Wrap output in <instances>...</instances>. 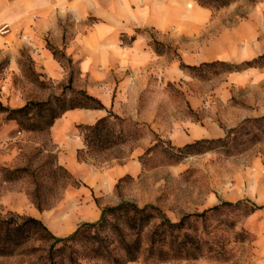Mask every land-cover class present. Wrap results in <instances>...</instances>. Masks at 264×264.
I'll return each instance as SVG.
<instances>
[{"label": "rangeland", "instance_id": "obj_1", "mask_svg": "<svg viewBox=\"0 0 264 264\" xmlns=\"http://www.w3.org/2000/svg\"><path fill=\"white\" fill-rule=\"evenodd\" d=\"M69 5L56 25L0 29V100L20 106L84 88L103 102L98 118L108 110L127 118L116 128L130 138L86 148L80 125L98 118L82 120L83 107L31 131L0 112V219L35 216L51 235L66 236L120 200L156 204L172 221L200 213L184 230L204 253L155 263L144 254L123 264H264V0ZM241 124L244 145L214 143L174 160L179 146ZM85 198L98 217L63 232L60 221ZM33 226L23 242L0 244V264L49 263L52 242H60L39 238Z\"/></svg>", "mask_w": 264, "mask_h": 264}, {"label": "trees", "instance_id": "obj_2", "mask_svg": "<svg viewBox=\"0 0 264 264\" xmlns=\"http://www.w3.org/2000/svg\"><path fill=\"white\" fill-rule=\"evenodd\" d=\"M201 1L220 7L233 0ZM70 91L72 97H67L65 91L61 94H50L45 100L31 99L23 105L13 107L0 100V112H5V117L9 119H15L19 129L31 131L49 127L67 108L104 106L101 99L84 88H72ZM126 120V117L108 110L95 122L80 125L84 146L91 150H102L129 139L130 134L123 127L116 128L120 122ZM245 133L244 124H241L231 127L224 137L197 139L179 146L180 153L174 160L191 152L213 148L214 143L229 147L244 145L248 140L244 139ZM37 206L42 208L40 203ZM194 215L200 213H191L172 221L156 204L137 205L134 201L120 200L116 204L104 206L97 220L80 223L66 236L51 235L44 222L35 216H27L22 222L0 219V244L7 248L23 242L31 236L35 224V232L39 238H54L60 242V245L52 242L48 264H123L137 260L144 254L147 263L174 257L193 258L204 253L200 239L184 230ZM156 216L160 217L158 222L145 231Z\"/></svg>", "mask_w": 264, "mask_h": 264}, {"label": "crops", "instance_id": "obj_3", "mask_svg": "<svg viewBox=\"0 0 264 264\" xmlns=\"http://www.w3.org/2000/svg\"><path fill=\"white\" fill-rule=\"evenodd\" d=\"M70 0H0V29L11 31L12 28H46L56 25L55 20L61 12L60 6L69 8ZM9 34L1 35L7 38ZM92 95V94H91ZM102 101V100H101ZM69 115H76V109L70 108ZM82 120L93 121L97 119L104 109L83 107L79 109ZM84 204L78 209L69 210V213L60 221L61 229L73 228L80 220L98 217L97 205L85 198ZM79 214V216H77ZM81 218V219H80Z\"/></svg>", "mask_w": 264, "mask_h": 264}]
</instances>
